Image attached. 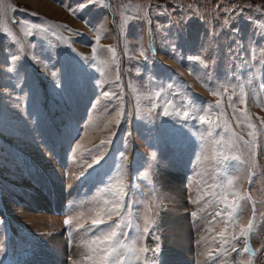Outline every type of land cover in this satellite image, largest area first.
Segmentation results:
<instances>
[{
    "label": "rangeland",
    "instance_id": "374dc122",
    "mask_svg": "<svg viewBox=\"0 0 264 264\" xmlns=\"http://www.w3.org/2000/svg\"><path fill=\"white\" fill-rule=\"evenodd\" d=\"M39 1L0 0V23L19 41L0 31V264H86L79 255H88L91 233L85 230L110 198L102 190L121 164L134 224L143 234L145 217L156 219V264H167V218L173 213L188 216L192 235L178 264H264V135L257 136L254 155L241 142L239 151L216 146L224 152L216 157L212 138L202 136L207 125L165 115L162 107L171 100L173 113L193 102H219L224 116L212 119H226L244 140L251 141L252 129L241 113H250L255 129L264 130V0H104L82 10L85 0ZM68 9L78 10L72 15ZM25 22L40 31L22 34ZM109 48L116 52L118 82ZM240 85L246 103L237 100ZM104 91L115 95L109 99ZM157 91L162 98H155ZM229 96L236 101L235 116ZM117 107L125 113L118 127ZM216 131L228 138L222 128ZM109 137L112 142L101 145ZM99 150L103 159L97 164L89 153L99 156ZM234 155L244 162L232 160ZM170 174L179 176L181 195L165 189L162 178ZM225 189L251 197L236 224H226V214L216 216L223 204L205 195ZM253 206L252 255L243 253L241 241L235 243L240 256H218L224 240L230 249L232 236L247 229ZM25 212L59 220L35 225L21 218ZM52 237L61 243H49ZM143 243L154 247L157 241Z\"/></svg>",
    "mask_w": 264,
    "mask_h": 264
},
{
    "label": "snow or ice",
    "instance_id": "6c2138e0",
    "mask_svg": "<svg viewBox=\"0 0 264 264\" xmlns=\"http://www.w3.org/2000/svg\"><path fill=\"white\" fill-rule=\"evenodd\" d=\"M90 3H98L103 4L104 0H85V3L78 6V9L82 10L84 7H87ZM78 9H68L72 15H76ZM26 23H22L19 25L21 33L26 36H32L40 31V27L38 25H33L31 28L26 27ZM35 29V33L33 32ZM0 31H4L8 37L16 43H19L15 33L7 27L6 24L0 23ZM45 31H47L45 29ZM101 39V36L97 35V42ZM94 55L92 59H97V49H92ZM109 52L112 53L111 63L113 65H117L116 70V81L118 82L120 79L118 72V64L116 61V52L114 49L109 48ZM141 54L143 55V50L141 49ZM195 59H200L196 57ZM207 66V65H205ZM102 71V70H101ZM103 74V71H102ZM55 73L53 76L55 77ZM240 92L237 97L239 103L247 102V92L244 89L243 85H240ZM212 95L220 96V92L212 89ZM104 97L111 99L115 93H109L108 91H104L102 93ZM155 98H162V94L157 91L155 93ZM229 107L233 109V115L235 116V104L236 101L233 100L232 96L228 97ZM172 105L173 108L176 105L171 100H164L162 105L164 109L165 115H176L183 116L186 119L196 120L199 122L201 126L207 125V128L202 133V136L210 137L211 143L213 144V154L216 157H223L224 152L216 147L218 145H223L227 149H237L239 151L241 142L243 143V148L254 155V147L257 144V136L264 135V130H257L255 126L251 124L248 117L250 113H241V116L245 118L247 121V127L252 129L247 134L251 137V141L244 140L243 136H238L237 133L231 130L230 124L227 123L225 119L223 123H217L212 119L213 116L223 117V106L221 103H217L216 105L204 103L202 107H197L195 103H190L184 106V110L182 112H169V105ZM105 107H107L105 105ZM191 109V111H189ZM116 116L119 117L117 119V127L122 122L125 117V113L120 111L119 108L115 110ZM239 126V122H238ZM223 129L224 133L228 134V138L225 139L220 132L216 131V129ZM219 137V139H217ZM112 138L109 137L107 141L102 140L101 145L105 143H111ZM80 147L79 144L76 146ZM96 160L97 164H100V160L103 159V151L99 150V156H97L96 152L89 153ZM232 160L243 163V159L240 155L232 156ZM125 179V175L123 172V164H121L119 172L111 178L108 185L102 190L104 194H107L110 198L103 200V205L100 211L97 213V219L92 221L93 227L90 229H86V233H91V236L88 238L87 242V252L88 255L84 253H80L81 259H83L86 264H156V257L159 253L160 244L159 237L155 235V224L156 219L154 216H146L144 220L145 226L142 229L140 225L134 224L132 214L130 213V206L127 204L128 199V186L123 184ZM229 188L234 186V182L229 180L228 182ZM205 195H211L213 199L217 200L218 203L223 204V208L220 211L215 213L216 216H224L226 214L227 218L225 219L226 224H236L238 221L239 215L242 212L244 207V201L247 199L251 201V197L241 196L238 192L231 191L229 192L225 189L222 192H213L211 194L205 193ZM229 196H231V201L229 200ZM201 196L195 202H199V200L203 199ZM151 212V210H149ZM83 215V213H81ZM158 215V214H157ZM196 216V213L192 214ZM113 216L119 217V219L115 223H109L112 220ZM72 223V218L69 217L65 219V226H69ZM103 225V227H102ZM83 224L79 225V228H83ZM255 229V207L253 206V220L249 221L247 229L241 227L238 235L232 236V246L231 248H226L224 245L228 244V240H224L221 244V249L218 252V256H222L223 254H231L236 253V256H240V251L236 248L235 243L243 242L245 247L243 248V253L252 255L251 250V238L253 236ZM134 230L135 235L130 236L129 231ZM225 233H221V236H224ZM72 233H69L70 243H71ZM149 237L157 241L154 247H148L145 242ZM203 239V237H202ZM199 243V241H198ZM151 253V255H148ZM213 261H217V257H212ZM71 264H80V260H72ZM217 264H227L226 260H220ZM233 264H238L235 259L233 260Z\"/></svg>",
    "mask_w": 264,
    "mask_h": 264
},
{
    "label": "bare ground",
    "instance_id": "6f19581e",
    "mask_svg": "<svg viewBox=\"0 0 264 264\" xmlns=\"http://www.w3.org/2000/svg\"><path fill=\"white\" fill-rule=\"evenodd\" d=\"M34 2H40V1L34 0ZM49 9L53 12L57 11V10H55L56 8H53V9L49 8ZM162 182H163V185H165V189H168V190L170 189L171 191L177 189V194H179V195L182 194L180 187H178L179 183H180L178 175H171V174L166 175L165 177L162 178ZM56 185L60 186L61 184L56 182ZM49 191H50V193L54 192L55 188L50 187ZM181 204H182V202H181ZM179 208H181V207H179ZM58 209L59 208L56 207L53 209V211L56 213V210H58ZM22 216L25 217V219H26L25 221H27V222H33V223L36 222L35 225L38 222L39 223L42 222L43 224L41 223L39 225H46L47 226V223L49 221H51L52 219H53V221L59 220L53 215H47V216H45L43 214L37 215V214H34L32 212H30V213L27 212L26 215L22 214L21 218H22ZM167 219H168L167 221H169L167 224V225H169L167 227V230H169V231H168L167 239L165 240V247H166L165 248V256L166 257L164 259L167 262V264H178L177 259H178V257H180V254H183L182 257L186 256L185 250H187L188 248L190 249L192 247L190 244V238L192 237V235H190V229L188 228L189 222L187 223L189 218L184 213H173L170 216H168ZM188 229H189V231H188ZM50 239H51V241L49 243H51V244L57 243L59 245V243H61V241L60 240L58 241V239H56L55 237H52ZM53 251L54 252L59 251V248L57 247V245L53 246ZM61 253H62V250H61V252H59V254H61ZM63 253H64V251H63Z\"/></svg>",
    "mask_w": 264,
    "mask_h": 264
}]
</instances>
